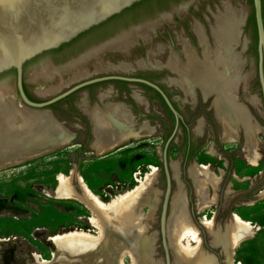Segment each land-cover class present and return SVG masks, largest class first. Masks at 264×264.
I'll list each match as a JSON object with an SVG mask.
<instances>
[{
	"label": "rangeland",
	"instance_id": "1",
	"mask_svg": "<svg viewBox=\"0 0 264 264\" xmlns=\"http://www.w3.org/2000/svg\"><path fill=\"white\" fill-rule=\"evenodd\" d=\"M198 1L179 0L144 17L65 62L51 66L57 70L55 73L35 81L32 94L41 99L55 97L83 80L101 75L157 76L165 92L175 99L183 122L177 126V121L168 120L158 103L145 100L144 95H148L145 88L109 82L82 90L73 95L68 108H57L54 114L49 112L72 134V139L43 155L0 168V264H93V254H86L67 240L54 241L57 235L72 231L99 235L90 221L92 213L83 204L56 194L58 177H70L78 193L77 178L81 177L94 195L109 203L138 186V180L151 167L158 170L157 180L151 185L157 192V200L151 210L144 208L142 213L145 236L152 241L156 264H176L177 248L167 218L171 195L179 186L199 230L201 247L213 257L214 264H226V253L221 246L212 244V235L200 224V218L212 219L215 228L224 233L233 214L255 227L252 237L237 249L236 261L264 264V198L259 197L264 190V98L258 38L251 25V2L207 0L202 21L198 22L185 17L187 8ZM227 9L233 18V39L224 52L238 72V84L232 95L258 129L254 134L259 155L257 166L245 160L247 148L242 126H238L234 142H224L223 129L212 106L213 96L204 97L197 86L185 91L169 65L170 60L185 62L183 48L190 40L195 43L194 46L190 42L196 56L202 59L198 31L213 49L216 20ZM174 17L184 18V25L175 24ZM50 63L48 56L29 63L26 82H33L35 73L50 67L46 65ZM1 84L14 87L15 78L5 75ZM0 101L20 110L41 113L26 107L15 89L0 92ZM116 103L126 105L134 115L132 130L139 131L147 124L152 132H144L139 139H130L98 154L92 146L95 140L92 116L96 111L106 113ZM185 138L194 142L192 156L183 146ZM210 148L216 156L208 155ZM195 164L207 165L214 173L218 169L224 171L215 204L201 215L197 214V197L190 175ZM235 176L248 179L239 181ZM126 264H131L128 256Z\"/></svg>",
	"mask_w": 264,
	"mask_h": 264
},
{
	"label": "bare ground",
	"instance_id": "2",
	"mask_svg": "<svg viewBox=\"0 0 264 264\" xmlns=\"http://www.w3.org/2000/svg\"><path fill=\"white\" fill-rule=\"evenodd\" d=\"M233 18L230 11L216 20L213 30L214 48L210 49L203 34L197 32V40L202 46V59L184 45L185 62L170 60V68L179 76V84L190 92L197 86L204 97L213 96L214 113L223 129L224 142H234L239 125L245 135V160L251 166H257L259 155L256 152L254 134L258 129L240 104L233 99V92L238 84V72L232 61L225 56V48L233 39ZM53 67L38 70L33 82L55 73ZM8 89L0 90L3 94ZM93 149L104 154L115 146L130 139H139L144 132L152 129L144 124L139 131L131 129L134 117L123 104H114L104 113L94 112ZM72 139V134L62 128L46 113H33L10 107L0 101V168L18 163L24 157L40 155L65 145ZM209 156H216L210 148ZM158 170L151 167L139 185L132 191L118 196L109 203L102 202L86 186L81 177L77 178L79 193L71 185V178L59 176L56 194L61 199H73L85 205L93 217L91 223L98 229L95 237L89 233L72 231L57 235L54 241L67 240L84 252L93 254V264H126L127 256L131 264H156L152 258V241L146 238L143 227L142 210L155 206L157 192L151 185L156 182ZM197 197V214L201 215L216 202V192L221 184L224 171L214 173L209 166L195 164L190 170ZM245 181L248 178L238 179ZM213 192V194H211ZM264 198V190L259 193ZM96 210L102 213L99 215ZM167 222L176 248V264H214L213 257L201 247L199 230L193 223L187 209L184 192L179 186L171 195ZM200 224L212 235V244L221 246L226 253V264H241L236 261V251L240 245L254 234L255 227L236 214L231 223L220 233L214 221L200 218ZM2 240H0L1 242ZM194 244V245H192Z\"/></svg>",
	"mask_w": 264,
	"mask_h": 264
},
{
	"label": "water",
	"instance_id": "3",
	"mask_svg": "<svg viewBox=\"0 0 264 264\" xmlns=\"http://www.w3.org/2000/svg\"><path fill=\"white\" fill-rule=\"evenodd\" d=\"M140 1L141 0H0V75L10 70H15L16 72V85L13 87L10 84H1L0 89L4 87L15 89L18 92L21 102L26 107L41 113H46L53 118L51 113L47 110V107L80 88L99 81H136L157 91L170 111L178 119L176 110L160 87L146 80L128 78L131 76L101 75L86 79L55 97L39 99L44 101L41 103L29 101L23 91V68L26 62L46 51L59 48L62 44L70 42L81 33L102 24L112 16L120 14L125 9ZM253 9L256 31L253 19L251 25L258 38L259 71L264 98V25L262 19V1L253 0ZM46 65L54 66L52 63ZM35 83L36 82H31V84ZM124 106L126 107V105ZM128 110L130 111V109ZM132 116L134 117L133 114ZM58 124L64 128L60 123ZM43 154L41 153L40 155ZM40 155H33L29 158H27V156L24 157V160ZM96 213L100 215L102 212L96 210ZM164 221L165 219H163V223Z\"/></svg>",
	"mask_w": 264,
	"mask_h": 264
},
{
	"label": "trees",
	"instance_id": "4",
	"mask_svg": "<svg viewBox=\"0 0 264 264\" xmlns=\"http://www.w3.org/2000/svg\"><path fill=\"white\" fill-rule=\"evenodd\" d=\"M178 1L179 0H141L140 2H137V3L133 4L131 7L125 9L120 14L112 16L110 19L103 22L102 24L95 26V27L81 33L79 36H77L75 39L71 40L70 42L62 44L59 48L46 51V52L42 53L41 55L33 58L32 60L26 62V64L24 65V69L29 63L37 61L38 59H40L41 57H44L46 55L55 56V55L62 54L66 58L68 56L69 57L73 56L77 52L83 50L84 48H86L92 44H95L98 41L103 40L109 36H112L113 34L118 32L119 30L126 28L129 25L135 24L136 22H138L140 19H142L144 17H147V16H149V15H151L157 11L165 10L172 3H176ZM205 1H207V0H200V1H198V3H196V4L200 5L199 11L193 12V9L190 10L193 12L192 15H195L200 21H202L201 13L204 12V5L206 3ZM261 1H262V19H263V25H264V0H261ZM250 2H251L252 14H253V24H254V28L256 31V23H255V17H254V9H253V0H250ZM5 75H11V77L15 78L16 72H15V70H10L8 72H5V73L0 75V79L2 77H4ZM157 79H158V77L152 76L150 78V81L157 83L158 82ZM108 82L120 84L123 87H127V85L131 84L129 82L120 81V80L119 81L118 80H111V81H106L103 83H108ZM139 85L142 88L153 91L156 94V96L158 97V99H160L161 102L165 105L163 98L161 97V95L157 91H155L154 89H152L151 87H149L145 84H139ZM23 86L25 87L26 85L24 84ZM92 86H94V85L85 86V87L79 89L78 91H80L82 89L90 88ZM160 86H161L162 90H166L164 88V85H160ZM25 91H26V88H25ZM77 92H75V93H77ZM26 94L32 100L37 101V102H42L41 100L29 95L27 91H26ZM71 96L72 95L62 99L61 101H59L56 104H59L60 102L68 99ZM170 114L172 115L171 112H170ZM189 144H190V142L187 141V139L185 138L183 141V146H184V148L189 150V153H190L189 156H192L195 153L194 142L192 143V146Z\"/></svg>",
	"mask_w": 264,
	"mask_h": 264
},
{
	"label": "flooded vegetation",
	"instance_id": "5",
	"mask_svg": "<svg viewBox=\"0 0 264 264\" xmlns=\"http://www.w3.org/2000/svg\"><path fill=\"white\" fill-rule=\"evenodd\" d=\"M173 4V3H172ZM191 9H193V12L194 11H199V9H200V5L199 4H194V5H192V6H190V7H188L187 8V10H186V12H185V17H191V18H193L194 20H197L198 22H201L195 15H192V11H190ZM201 15H202V13H201ZM173 21H174V23L175 24H182V25H184V18H178V17H174L173 18ZM190 42L192 43L193 41H189V47L192 49V50H194L193 48H192V46H191V44H190ZM192 44H194V46H195V43L193 42ZM91 46V45H90ZM195 48V47H194ZM46 56H48L49 57V59H50V61H51V63L55 66V65H59V64H61L62 62H65L66 60H68L69 58H71V57H73V56H68L67 58L66 57H64V55H62V54H59V55H55V56H53V55H46ZM56 60V61H55ZM33 63V62H32ZM27 68V66L25 67V69L23 68V85L25 84L26 86L24 87L23 85H22V87H23V91H24V93H25V95H26V97H27V99L29 100V101H31V102H33V103H41V102H37V101H34V100H32L31 98H29V96H27V94H26V91L28 92V94L29 95H31L32 97H34V95L32 94V92H33V90H32V85L33 84H31V83H28V82H26V80H25V74H26V72H27V70L29 69H26ZM153 75H151V76H131V77H128V78H131V79H140V80H146V81H148V82H151L150 81V78L152 77ZM157 77V76H156ZM109 81H111V80H109ZM119 81V80H118ZM121 81V80H120ZM158 81V80H157ZM16 82V81H15ZM103 82H106V81H99V82H96V83H93V84H90V85H94V86H99V85H101V84H103ZM126 82V81H125ZM129 83H131V84H129V85H127L128 87L130 86V85H138V86H140L139 84H142V83H139V82H136V81H134V82H129ZM151 83H154V84H156L158 87H160V89L162 90V88H161V86L160 85H163L161 82H151ZM160 84V85H159ZM15 85H16V83H15ZM93 87V86H92ZM92 87H90V88H92ZM25 88H26V91H25ZM81 89V88H80ZM79 90V89H78ZM78 90H76L75 92H77ZM146 91H147V93H148V95L146 94V95H144V99L145 100H147L148 102H153V101H155L156 103H158L160 106H161V108H162V110L165 112V114H166V116H167V118H168V120H176L177 121V126H178V124H182V122H183V117H182V115L180 114V112H179V110L176 108V106H175V99H173V98H170L169 97V95H168V93L167 92H165V90H162V91H164L165 92V95L167 96V98L169 99V101H170V103H171V105L173 106V108H175L176 109V111L178 112L177 114V116H178V119L176 118V116L170 111V109H169V107L167 106V104L165 103V105L161 102V100L160 99H158V97L156 96V94L153 92V95H152V92L151 91H148L147 89H146ZM17 92V91H16ZM75 92H73V93H71L70 95H72L71 97H69L68 99H66V100H64V101H62V102H60L59 104H56V103H58V102H56V103H54V104H52V105H50V106H48L47 107V110L49 111V112H51V113H53L54 114V112H55V110L57 109V108H63V107H65V108H68L69 106H70V102H71V99H72V97H73V95H75V94H77V93H75ZM151 92V93H150ZM17 95H18V92H17ZM70 95H68V96H70ZM67 96V97H68ZM18 97H19V95H18ZM66 98V97H65ZM20 99V98H19ZM64 99V98H63ZM62 100V99H61ZM60 100V101H61ZM42 101V100H41ZM42 102H44V101H42ZM172 113V115L170 114V112ZM135 113L137 114V111H135ZM146 119H150L149 117H146ZM192 143H193V141L190 139V144L189 145H191L192 146ZM190 146V147H191Z\"/></svg>",
	"mask_w": 264,
	"mask_h": 264
}]
</instances>
